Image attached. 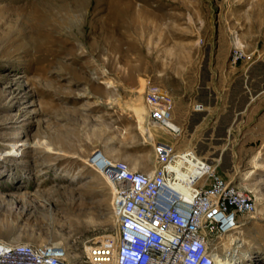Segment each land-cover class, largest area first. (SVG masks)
<instances>
[{
    "label": "rangeland",
    "instance_id": "1",
    "mask_svg": "<svg viewBox=\"0 0 264 264\" xmlns=\"http://www.w3.org/2000/svg\"><path fill=\"white\" fill-rule=\"evenodd\" d=\"M64 1L74 16L48 19L45 38L30 2L55 12V0H0V239L60 243L68 264L97 263L93 249L116 226L107 179L87 158L100 149L145 171L159 140L253 194L254 211L218 251L264 264V0ZM236 35L245 47L232 63ZM214 53L220 98L203 107ZM141 76L172 95L178 136L147 121Z\"/></svg>",
    "mask_w": 264,
    "mask_h": 264
},
{
    "label": "built area",
    "instance_id": "2",
    "mask_svg": "<svg viewBox=\"0 0 264 264\" xmlns=\"http://www.w3.org/2000/svg\"><path fill=\"white\" fill-rule=\"evenodd\" d=\"M231 62L245 45L234 36ZM147 121L165 134L182 130L170 125L173 98L147 78L143 88ZM200 104L195 110H202ZM153 138V137H152ZM154 164L142 171L94 150L87 165L107 177L115 239L99 251L93 264H214L222 236L234 231L255 209L254 196L220 175L205 158L166 142L152 144ZM175 166V167H174ZM0 264H68L61 244H31L0 239Z\"/></svg>",
    "mask_w": 264,
    "mask_h": 264
},
{
    "label": "bare ground",
    "instance_id": "3",
    "mask_svg": "<svg viewBox=\"0 0 264 264\" xmlns=\"http://www.w3.org/2000/svg\"><path fill=\"white\" fill-rule=\"evenodd\" d=\"M55 1H56V4L52 3V5H56L57 6L55 12L53 11V9H50V8H52L51 7V4L48 5V9L45 10V12H44L38 6H35L36 4H34V2L33 3L30 2V5L32 4L30 8H31L33 14L36 17H38V18L41 17V19L39 20V24L37 26V29L39 31V34H38L39 36L38 37H45V38H47V37L50 36V34L52 32H54L52 26H47L49 24L48 19L49 20L51 19L50 22L52 24L55 23L56 26H62V24L67 23L68 20L70 19L69 17L71 16L70 12H72L71 11L72 10V6H71V8H69L66 5V3H65L64 0H55ZM97 2H98V0H93V3H95V5L97 4ZM72 16H74V15H72ZM146 114H147V109H146ZM169 123H170V125L172 127L177 128L171 122H169ZM132 169H134V168H132ZM104 177L107 179L106 176H104ZM55 244H60V243H55ZM231 259H232V257H231ZM231 259H228L227 260V258H225L223 255L218 254L217 256L214 257V264H232V260Z\"/></svg>",
    "mask_w": 264,
    "mask_h": 264
},
{
    "label": "crops",
    "instance_id": "4",
    "mask_svg": "<svg viewBox=\"0 0 264 264\" xmlns=\"http://www.w3.org/2000/svg\"><path fill=\"white\" fill-rule=\"evenodd\" d=\"M215 55V60H213L212 65H209V61L210 58L207 59V63L205 64V74H206V78L203 82V87L201 88V90L203 91L198 97V103H200L203 107H206L207 104H209V100H210V106H213L216 101L220 98V91H218V85L220 83V79H221V74H220V68H221V64L218 60V54L214 53L213 57ZM214 59V58H213ZM213 68V69H212ZM214 69H218V70H214ZM218 71V72H217ZM141 79L144 81L143 85L146 84L145 82V78L144 76H141ZM139 92L141 91V88L138 89ZM238 95V93L236 94ZM172 124H174L176 127H179L175 122L170 121ZM187 151H191L193 152V155L196 158H200L199 155L197 154V152L194 149H186ZM203 158V157H202ZM216 162H220V159L216 158Z\"/></svg>",
    "mask_w": 264,
    "mask_h": 264
}]
</instances>
